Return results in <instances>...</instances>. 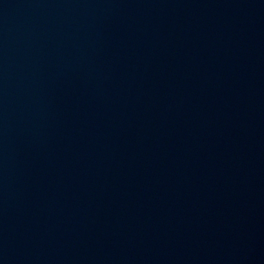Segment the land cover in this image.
Listing matches in <instances>:
<instances>
[{
  "label": "water",
  "instance_id": "obj_1",
  "mask_svg": "<svg viewBox=\"0 0 264 264\" xmlns=\"http://www.w3.org/2000/svg\"><path fill=\"white\" fill-rule=\"evenodd\" d=\"M0 264H264V0H0Z\"/></svg>",
  "mask_w": 264,
  "mask_h": 264
}]
</instances>
